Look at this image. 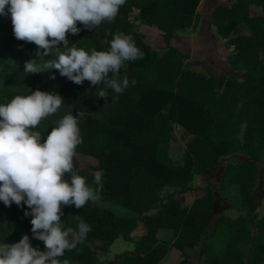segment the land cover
<instances>
[{
  "label": "trees",
  "instance_id": "16d2710c",
  "mask_svg": "<svg viewBox=\"0 0 264 264\" xmlns=\"http://www.w3.org/2000/svg\"><path fill=\"white\" fill-rule=\"evenodd\" d=\"M199 0H126L112 22L104 21L97 28L87 29L77 23L81 31L67 34L69 47L75 45L91 53L92 50L109 51L115 34L131 35L142 58L125 61L119 79L127 76L129 86L117 94L104 84L93 86L85 80L77 85L60 75L54 68L42 73L26 74L24 64L35 59L43 63L56 58L55 49L49 56H36L37 46L17 40L13 33L11 15H0V104H7L15 96L31 95L36 90L58 94L64 103L58 111L43 119L39 126L42 141L58 127L65 115L80 111L85 117L78 119L82 143L76 153L92 157V169L102 171L103 188L95 202L114 203L131 215H116L108 205L88 201L81 209L75 205L62 206V230L78 231L75 216L91 227L83 243L59 257L61 264H96L95 256L105 252L112 241L121 236L130 240V232L139 221L142 232L133 241L131 253L124 254L111 264H156L168 245L182 256L174 264H190L188 248L198 243L213 216V195L210 191L196 197L189 206L180 205L174 192L190 190L192 173L204 172L217 164L222 154L238 149L251 156L239 162L235 169L237 179L249 183L255 175V161L264 152V64L253 75L226 79L223 89L217 87L213 76L189 69L187 55L168 45L171 35L189 27L196 18ZM248 4L257 5L260 13L246 15L242 22L246 33H229L241 21ZM218 33L233 45L235 53L231 65L249 73L257 51L264 43V0H234L229 5H216L210 15ZM225 20V21H223ZM154 25L166 43L164 50L156 51L143 41L135 23ZM61 51H66L63 44ZM112 76V73H109ZM54 77V78H53ZM135 81V84L132 81ZM104 89L107 98L98 97ZM243 90V91H242ZM245 97L236 110L239 94ZM173 122L192 134L187 154L181 163H173L167 155V145ZM241 129V136L238 131ZM74 171L96 188L95 173L79 168L73 158ZM71 181V174H65ZM169 191H163L164 187ZM149 210H153L149 213ZM31 211L26 204L5 206L0 201V245L18 243L28 235L32 247L46 251L44 243L33 238ZM237 223L240 225L242 219ZM237 228V229H235ZM240 227L226 225L224 232L238 233ZM160 229H169L172 242L159 238ZM215 238L206 236V252ZM218 243L219 240L216 239ZM230 259V251L223 252ZM223 262V259H222Z\"/></svg>",
  "mask_w": 264,
  "mask_h": 264
},
{
  "label": "clouds",
  "instance_id": "9594fccd",
  "mask_svg": "<svg viewBox=\"0 0 264 264\" xmlns=\"http://www.w3.org/2000/svg\"><path fill=\"white\" fill-rule=\"evenodd\" d=\"M125 3L126 0H0V15H11L15 38L34 43L36 56H49L55 49V59L42 64L35 59L26 61V74L54 68L77 85L85 80L93 86L103 83L120 94L129 86L127 76L118 78L125 61L143 56L131 35L117 33L109 51L92 50L89 54L75 45L69 47L67 34L81 31L78 22L87 29L112 22ZM61 44L66 51L60 50ZM97 95L106 99L108 93L100 89ZM63 103L58 94L36 90L0 104V201L9 207L23 202L31 209L24 215L32 217L33 238L42 241L46 249L32 247L29 236L24 235L18 243L0 245V264H61L59 257L66 250L76 249L91 231L79 215L75 216L78 231L61 227L62 206L81 209L88 201L98 200L103 188L102 171L95 173L96 188L74 171L75 150L83 142L77 117L83 118L86 113L65 115L43 142L41 133L32 130ZM65 174H71L70 182ZM63 264L69 262L64 260Z\"/></svg>",
  "mask_w": 264,
  "mask_h": 264
},
{
  "label": "rangeland",
  "instance_id": "374dc122",
  "mask_svg": "<svg viewBox=\"0 0 264 264\" xmlns=\"http://www.w3.org/2000/svg\"><path fill=\"white\" fill-rule=\"evenodd\" d=\"M234 0H199L195 11L196 18L187 28L175 31L173 40H168V45L178 48L187 55L184 61L190 70L204 75L213 76L217 87L223 89L226 79L243 77L245 74L253 75L264 64V43L257 51L249 73L244 69L232 67L231 57L235 53L233 45L226 41V37L218 33L211 22V12L216 5H229ZM260 13V8L254 4L246 6L245 13L241 14V22L229 33H246L248 28L243 17H251ZM225 21V20H223ZM135 29L142 34V39L153 50L160 51L166 48L160 31L154 25L135 23ZM171 35V36H172ZM243 91V90H242ZM236 110L245 101V97L239 94ZM241 129L238 131L241 136ZM192 134L183 129L177 122H173L167 145V155L173 163H181L187 154V144ZM79 168L95 173L92 169L95 160L87 155L76 153L74 156ZM251 156L238 149L234 152L222 154L217 158L215 167L208 171L192 173L190 190L179 193L174 192L180 205L189 206L191 202L205 192L210 191L214 200H217L211 221L206 227L205 233L198 236V243L188 248L190 264H264V152L255 161V175L252 181L237 179L235 169L239 162L250 160ZM164 187L163 191H169ZM100 205H108L110 209L121 216L131 215L130 211L120 208L114 203L93 202ZM152 213L153 210H149ZM242 219L239 225L237 221ZM226 225L240 227L239 232L229 235L224 232ZM237 229V228H235ZM142 232L141 222H137L130 232V240L121 236L116 237L103 253L95 256L96 264H111L120 259L124 254L133 250L132 239L138 238ZM156 235L172 242L175 238L169 229H160ZM206 236L215 238L211 247L206 252ZM216 239L219 242H216ZM230 251V259H225L223 252ZM167 252V253H166ZM165 256L156 264H174L181 259L179 250L173 246L167 247ZM223 259V262H222Z\"/></svg>",
  "mask_w": 264,
  "mask_h": 264
},
{
  "label": "crops",
  "instance_id": "0c3cea01",
  "mask_svg": "<svg viewBox=\"0 0 264 264\" xmlns=\"http://www.w3.org/2000/svg\"><path fill=\"white\" fill-rule=\"evenodd\" d=\"M173 38H175V35H172V36L170 37V40H173ZM166 253H167V252H166ZM165 255H166V254H165ZM165 255H164V256H165ZM164 256H163V257H164ZM163 257H162V258H163ZM162 258H161L160 260H162ZM160 260H159V261H160ZM159 261H158V262H159ZM158 262H157V263H158Z\"/></svg>",
  "mask_w": 264,
  "mask_h": 264
},
{
  "label": "water",
  "instance_id": "95a60500",
  "mask_svg": "<svg viewBox=\"0 0 264 264\" xmlns=\"http://www.w3.org/2000/svg\"><path fill=\"white\" fill-rule=\"evenodd\" d=\"M263 88H264V86H263ZM216 203H217V200H214L213 201V208H214V210H215V207H216Z\"/></svg>",
  "mask_w": 264,
  "mask_h": 264
}]
</instances>
